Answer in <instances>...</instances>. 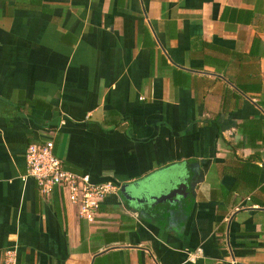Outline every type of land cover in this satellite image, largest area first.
I'll use <instances>...</instances> for the list:
<instances>
[{
  "label": "crops",
  "instance_id": "obj_1",
  "mask_svg": "<svg viewBox=\"0 0 264 264\" xmlns=\"http://www.w3.org/2000/svg\"><path fill=\"white\" fill-rule=\"evenodd\" d=\"M50 141L67 171L120 187L94 221L28 177L29 145ZM181 178L176 202L151 200ZM10 252L264 264V0H0V264Z\"/></svg>",
  "mask_w": 264,
  "mask_h": 264
},
{
  "label": "built area",
  "instance_id": "obj_2",
  "mask_svg": "<svg viewBox=\"0 0 264 264\" xmlns=\"http://www.w3.org/2000/svg\"><path fill=\"white\" fill-rule=\"evenodd\" d=\"M26 162L28 177L37 181L44 196L49 197L55 189H60L67 200L80 209V217L88 221L95 220L108 196L117 195L120 191V187L113 183L96 185L88 176L67 171L55 154V145L52 141L29 145ZM11 254L8 253L9 264H13Z\"/></svg>",
  "mask_w": 264,
  "mask_h": 264
},
{
  "label": "water",
  "instance_id": "obj_3",
  "mask_svg": "<svg viewBox=\"0 0 264 264\" xmlns=\"http://www.w3.org/2000/svg\"><path fill=\"white\" fill-rule=\"evenodd\" d=\"M186 183H187L186 178H181L178 180V182L172 181L168 185V187L163 190L161 195H159L160 197H158V198L152 197L151 200L157 204L161 203V202H166V201L174 202L175 198L177 196L181 195V193H183V192H186V188H187ZM127 187L128 186L125 185L121 189L123 195L125 196V198L127 200L136 201L137 203H145L146 202L145 199L135 198V197L128 195L126 192Z\"/></svg>",
  "mask_w": 264,
  "mask_h": 264
}]
</instances>
